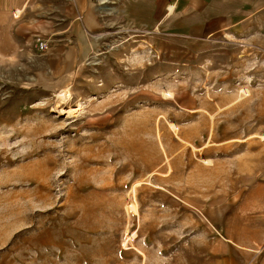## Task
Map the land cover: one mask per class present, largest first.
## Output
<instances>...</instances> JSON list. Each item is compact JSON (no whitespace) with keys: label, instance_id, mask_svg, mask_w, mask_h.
<instances>
[{"label":"rangeland","instance_id":"1","mask_svg":"<svg viewBox=\"0 0 264 264\" xmlns=\"http://www.w3.org/2000/svg\"><path fill=\"white\" fill-rule=\"evenodd\" d=\"M196 49L110 30L72 84L0 70V264H264V26Z\"/></svg>","mask_w":264,"mask_h":264},{"label":"crops","instance_id":"2","mask_svg":"<svg viewBox=\"0 0 264 264\" xmlns=\"http://www.w3.org/2000/svg\"><path fill=\"white\" fill-rule=\"evenodd\" d=\"M259 26L264 0H0V70L31 68L26 78L37 84L46 54L47 81L72 84L110 30L128 40L141 34L157 58L178 62Z\"/></svg>","mask_w":264,"mask_h":264},{"label":"bare ground","instance_id":"3","mask_svg":"<svg viewBox=\"0 0 264 264\" xmlns=\"http://www.w3.org/2000/svg\"><path fill=\"white\" fill-rule=\"evenodd\" d=\"M21 13H22V12H21ZM245 92H247V91H245ZM65 93H66L65 91L60 92V93H59V97H60V96L65 97ZM242 93H243V92H241V95H243ZM63 97H62V98H63ZM67 97H68V96H67ZM163 97H164L166 100H172V101H174V97H173V95H172L170 92H168V93H167V92H164V93H163ZM238 97H240V96H238ZM242 97H243V96H242ZM64 99H65V98H64ZM79 106H80V105H79ZM156 119H157V118H156ZM162 120H163V119H162ZM162 120H160V121L162 122ZM156 121H157V120H156ZM156 124H157V123H156ZM157 125H158V124H157ZM171 129H172L171 131L173 132L174 137H175L179 142H181V143L184 144V145H189L190 147L192 146L191 143H190L188 140L186 141L187 138L184 139L183 136L179 135V133H178V132H179L178 126H176V125H172V126H171ZM154 132H155V131H154ZM156 132H157V133H156V134H157V136H156L157 139H155V140H158L159 146L161 147L162 150H164V149H165V148H164L165 146H164V147L162 146L161 137H160V136H162V135H160L161 133H160L159 131H156ZM154 138H155V137H154ZM156 143H157V142H156ZM156 143H155V144H156ZM163 144H164V142H163ZM206 146H207V145H206ZM192 148H193V147H192ZM196 151H197V150H196ZM196 151H195V152H196ZM165 153H166V152H165ZM167 161H168V160H167ZM168 168H169V167H168ZM153 173H154V172H153ZM154 174H155V173H154ZM170 174H171V173H170ZM156 175H157V174H156ZM166 175H167V174H166ZM151 176H152V175H151ZM148 180H149V179H148ZM136 181H138V180H136ZM133 183H134V182H133ZM147 184H148V183H147ZM151 184H152V183H151ZM141 185H142V184H140V181H139V182H135V183L132 185V187H131V192H132V193H135V192H136V189L139 188ZM149 186H150V185H149ZM154 187H155V186H154ZM156 187H157V186H156ZM159 189H160V188H159ZM131 192H130V193H131ZM132 195H133V194H132ZM130 199H131V198H130ZM127 205H128V204H127ZM127 205H126V206H127ZM129 208H130L134 213H136V211H137V209H136L137 206H136V204H135L134 202H133L132 205H131L130 207H128L127 209H129ZM129 212H130V211H129ZM127 213H128V212H127ZM128 241H129V239H128ZM239 246H240V245H239ZM237 248H238V247H237ZM240 249H241V248H240ZM244 250H245V249H244ZM250 252H251V251H250Z\"/></svg>","mask_w":264,"mask_h":264},{"label":"built area","instance_id":"4","mask_svg":"<svg viewBox=\"0 0 264 264\" xmlns=\"http://www.w3.org/2000/svg\"><path fill=\"white\" fill-rule=\"evenodd\" d=\"M44 45H45L44 43H43V44L40 43V44H39V49L42 50V49L44 48Z\"/></svg>","mask_w":264,"mask_h":264}]
</instances>
